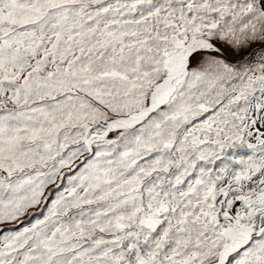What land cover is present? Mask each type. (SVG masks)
Instances as JSON below:
<instances>
[{"label":"snow or ice","instance_id":"6c2138e0","mask_svg":"<svg viewBox=\"0 0 264 264\" xmlns=\"http://www.w3.org/2000/svg\"><path fill=\"white\" fill-rule=\"evenodd\" d=\"M0 264H264V0H0Z\"/></svg>","mask_w":264,"mask_h":264}]
</instances>
